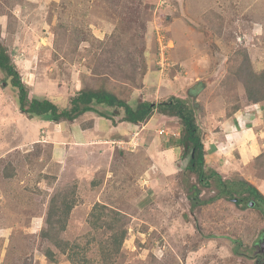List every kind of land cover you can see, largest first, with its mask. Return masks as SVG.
I'll list each match as a JSON object with an SVG mask.
<instances>
[{"label": "rangeland", "instance_id": "374dc122", "mask_svg": "<svg viewBox=\"0 0 264 264\" xmlns=\"http://www.w3.org/2000/svg\"><path fill=\"white\" fill-rule=\"evenodd\" d=\"M0 43L31 98L67 107L82 87L103 86L107 73L132 109L139 102H185L204 149L219 141V152L225 133L211 122L245 99L241 83L224 81L245 54L256 73L264 72V0H0ZM3 79L0 73V142L40 137L41 144L0 159V264H53L48 248L57 264H263L258 243L264 215L257 202L250 196L240 205L236 196L213 200L214 184L189 196L188 186L198 181L188 177L182 145L171 142L184 129L178 117L155 110L144 123L132 124L124 121V109L115 117L114 109L97 107L107 118L102 123L96 113L77 123H21L13 104L17 93ZM91 119L97 129L81 137L78 131ZM4 120L14 121L15 135ZM235 157L217 160L222 172L239 162ZM257 189L264 196V184ZM57 193L75 198L62 234L79 245L74 261L40 237ZM96 204L129 220L114 261L102 260L101 241L110 232L92 226Z\"/></svg>", "mask_w": 264, "mask_h": 264}, {"label": "trees", "instance_id": "16d2710c", "mask_svg": "<svg viewBox=\"0 0 264 264\" xmlns=\"http://www.w3.org/2000/svg\"><path fill=\"white\" fill-rule=\"evenodd\" d=\"M244 56L237 70L230 75L229 79L224 81L225 85H237L241 83L245 90V99H241L242 105L238 103L234 107L233 112L226 115L227 117L242 110L245 106L258 105L264 102V72L260 74L256 73L252 69L248 55L245 54ZM0 73L4 76L2 81L11 85L17 93L15 101L18 110L32 120L37 118L51 120L57 124L62 122L74 123L87 114L96 113V118L102 123V117H106L104 113L96 109L97 107L114 109L113 114L115 117L119 115L117 113L119 109H124V121L132 124L144 123L153 116L155 110L165 116L178 117L183 123L184 129L180 135V139H174L171 142L175 146L181 147L182 145L184 154L189 156V163L185 167L186 172L189 173L188 177L190 178L194 175L198 181V185L192 184L188 186L189 196L197 198L201 194L200 187L210 189L212 184H214L218 190V194L214 198L212 197L213 200L219 198H230L229 200H234L236 196L240 197V199L236 198L235 203L240 205L245 201L248 202L250 196L252 200L257 202L254 204L255 208L260 207V211L264 215V196L256 186L239 174L233 176L231 179H223V176L218 172L206 166L204 144L201 143V135L195 126L192 116L193 112L185 102L171 98L167 102L157 104L156 107H151L153 104L151 105L147 102H139L137 107L132 109L128 102L119 96L120 92L116 90L118 86L112 83V76L107 73H103L102 75L104 78L103 86L82 87L70 99L67 107L60 106L54 100L48 98H31L26 85L22 82L21 75L14 64L8 48L1 43ZM141 82L142 78L139 81V85ZM263 167L264 154L260 155L249 168L251 172L255 173L258 179L263 180L264 173L261 170ZM5 176L12 178L14 177V173L6 172ZM244 195H247V197L244 198ZM201 201L200 203L202 205L206 204L205 201ZM74 207L75 198L73 195L70 198L68 194L57 193L50 201L46 228L40 231V237L43 240H46L52 246L56 247L63 255H67L71 261H74V256L78 254L76 248L79 245L77 247L72 246L69 241L62 238V234L67 229V224ZM90 221L96 230L106 228L105 231L110 232L109 237L101 241V249L103 251L102 260L105 262L114 261L121 253L127 239L129 220H125V216L122 213L107 205L96 204L91 213ZM88 243H91V241ZM45 253L46 258L51 263L57 264L54 250L48 248Z\"/></svg>", "mask_w": 264, "mask_h": 264}, {"label": "crops", "instance_id": "0c3cea01", "mask_svg": "<svg viewBox=\"0 0 264 264\" xmlns=\"http://www.w3.org/2000/svg\"><path fill=\"white\" fill-rule=\"evenodd\" d=\"M13 104L14 110L16 112V117L18 118L17 121H20L21 123H23V121L25 122L28 117L18 110V107L15 103ZM83 117L79 118L75 122L77 123ZM38 120L39 119L36 118L32 121L33 123H35ZM91 120L93 121L89 124L88 127L82 125V128H80V132L82 133L78 131L81 137H83L84 134H90L91 137L92 131L97 129L95 121L98 119ZM12 123H14V121L4 120L3 122L6 127L11 128V130L8 131V134H12L11 136L15 135V128L10 127ZM211 123H214L215 126H218L220 130L225 133L222 135L225 138V144L219 152L216 150V148H218V145H220L219 141L214 140V144L209 145L207 148L205 147L206 166L218 172L221 176L226 179H230L231 177H233L232 172H234L240 174L244 179H246L248 182H250L257 188L260 187L261 184H264V179H258L255 176V173L251 172L249 168L251 164L254 163V161L260 155L264 154V102L258 105L245 106L242 110L236 112L230 117H227L225 115L216 119L215 116L214 120H212ZM212 135L214 137L216 136V134L214 133ZM32 142H37L38 144H41L40 137H36L33 140H29L27 143L24 141H20L18 143L13 142L10 146H8V144H5L4 140H2L0 142V159L4 156H7V154L10 152L22 151L26 146H28ZM51 142L57 144V146L59 145L58 142L54 140ZM210 142L211 140H207L205 144L208 145V143ZM60 146L62 147L63 145ZM231 154L235 155V160L239 162L235 161V166L230 165L228 171L222 166V168L228 172L224 173L222 172V169H220V164L218 162L220 161V159L224 160L227 156ZM210 157L215 158L214 165H212V163H209V161L207 162L208 158Z\"/></svg>", "mask_w": 264, "mask_h": 264}, {"label": "water", "instance_id": "95a60500", "mask_svg": "<svg viewBox=\"0 0 264 264\" xmlns=\"http://www.w3.org/2000/svg\"><path fill=\"white\" fill-rule=\"evenodd\" d=\"M204 85V84H203ZM192 91H194V88L192 89ZM252 206V205H251ZM258 247H259V252L261 253V256L263 258L262 263L264 264V238L258 243ZM261 258V259H262ZM261 261L258 260V263H260Z\"/></svg>", "mask_w": 264, "mask_h": 264}, {"label": "flooded vegetation", "instance_id": "af4514ba", "mask_svg": "<svg viewBox=\"0 0 264 264\" xmlns=\"http://www.w3.org/2000/svg\"><path fill=\"white\" fill-rule=\"evenodd\" d=\"M252 207H253V205H252ZM262 236H263V238H264V234H263Z\"/></svg>", "mask_w": 264, "mask_h": 264}]
</instances>
